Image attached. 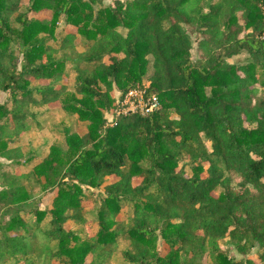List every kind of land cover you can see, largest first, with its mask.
<instances>
[{
	"label": "trees",
	"instance_id": "trees-1",
	"mask_svg": "<svg viewBox=\"0 0 264 264\" xmlns=\"http://www.w3.org/2000/svg\"><path fill=\"white\" fill-rule=\"evenodd\" d=\"M133 89L158 108L110 124ZM0 90V158L31 167L0 169V264H264V0H0Z\"/></svg>",
	"mask_w": 264,
	"mask_h": 264
},
{
	"label": "rangeland",
	"instance_id": "rangeland-1",
	"mask_svg": "<svg viewBox=\"0 0 264 264\" xmlns=\"http://www.w3.org/2000/svg\"><path fill=\"white\" fill-rule=\"evenodd\" d=\"M111 0H104L105 4H110ZM184 29L190 33L191 39L193 41V49H192V59L194 61L198 60L200 57L199 51H198V37L196 34H193L191 29L188 27H184ZM60 32V29L58 30V33ZM57 44L55 45V48H57ZM80 50H83L84 48L82 46H79ZM249 54L247 52H243L241 55L234 57L231 59L232 63H243L249 60ZM69 87H73L74 85V77H70L69 80ZM262 92V91H261ZM264 92V91H263ZM116 102L119 96V92H116ZM9 102V96L7 93L3 92L0 90V105L8 103ZM137 105V104H136ZM116 113V111H114L113 113H106L105 117L107 119V121L110 124L114 123V119L116 117V115H114ZM135 117H131L129 121H134ZM54 123H58L57 120H55ZM88 123H84L81 122L78 124V126L85 130V126ZM80 133H83L82 130H79ZM60 133H58L56 126H53V124L51 123V121H49L48 123L44 124V127L41 131H32V132H28L25 134H22L18 140V142L16 143V147H18L21 150V155H26L29 153V151L31 150V148H39L42 147L45 143L50 142V141H55L58 140L60 138ZM0 169L1 171L5 172V173H10V174H14L15 169H17L16 171H18L19 173H23L24 175H28L29 171L31 169V167H24L22 165H16L15 163H11L3 158H0ZM186 171L191 175V168L188 166L186 167ZM232 178L234 179L233 185H237V183L239 182V179L233 175ZM26 182V181H25ZM3 184V183H2ZM85 192L86 194L89 195L88 199H85L83 201V206L84 209L86 210H92L95 204H99L100 200H101V193L98 191H94L92 189L89 188H85ZM219 193V191H218ZM34 194L36 196L35 199H38L39 197H41L42 200V204L40 205V207L42 209H49L51 207V204L53 202V199L56 196V190H52V191H48L47 193H40L38 188H36L34 190ZM38 196V197H37ZM127 214L121 215L118 220L122 221V222H127L126 217ZM123 246H127V244H124ZM220 247L222 250L226 251L227 254L229 255V257L235 259L236 261H241V260H246V259H257V251H254L253 253H251L249 256H243L240 255L235 249L234 247H232L231 245L228 244L227 240L221 241L220 242ZM115 264H120L121 262V255L120 253L116 252L115 253Z\"/></svg>",
	"mask_w": 264,
	"mask_h": 264
},
{
	"label": "built area",
	"instance_id": "built-area-1",
	"mask_svg": "<svg viewBox=\"0 0 264 264\" xmlns=\"http://www.w3.org/2000/svg\"><path fill=\"white\" fill-rule=\"evenodd\" d=\"M137 104V105H136ZM158 108L156 97L146 98L143 90L133 89L125 95L119 93L116 102V120L120 115L133 113L146 114L155 111Z\"/></svg>",
	"mask_w": 264,
	"mask_h": 264
}]
</instances>
